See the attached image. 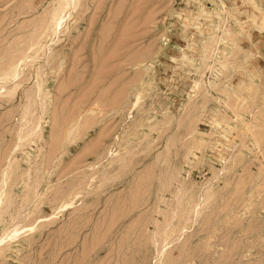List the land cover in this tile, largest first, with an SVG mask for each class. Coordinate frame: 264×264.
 <instances>
[{
  "label": "rangeland",
  "instance_id": "obj_1",
  "mask_svg": "<svg viewBox=\"0 0 264 264\" xmlns=\"http://www.w3.org/2000/svg\"><path fill=\"white\" fill-rule=\"evenodd\" d=\"M262 20L0 0V264H264Z\"/></svg>",
  "mask_w": 264,
  "mask_h": 264
},
{
  "label": "bare ground",
  "instance_id": "obj_2",
  "mask_svg": "<svg viewBox=\"0 0 264 264\" xmlns=\"http://www.w3.org/2000/svg\"><path fill=\"white\" fill-rule=\"evenodd\" d=\"M248 10V9H247ZM258 10V9H257ZM211 10H209V9H205V10H203V9H201L200 10V12L199 13H197L196 15H197V19H200V18H205L206 16H209V12H210ZM254 16V15H253ZM261 19H263V18H261ZM257 20V19H256ZM192 21V20H191ZM258 21V20H257ZM262 22H263V24H264V21L262 20ZM189 23V22H188ZM195 25V24H194ZM264 26V25H263ZM199 29V28H198ZM250 51V50H249ZM9 231V230H8ZM18 232V231H17ZM11 233V232H10ZM14 233V236L16 237V235H18L16 232H13ZM5 235V234H4ZM4 235H3V237H0V244H1V242L3 241V240H5L4 238ZM6 237H8V236H6ZM12 238H14L13 236H11ZM11 239V238H10ZM14 240V239H13Z\"/></svg>",
  "mask_w": 264,
  "mask_h": 264
}]
</instances>
